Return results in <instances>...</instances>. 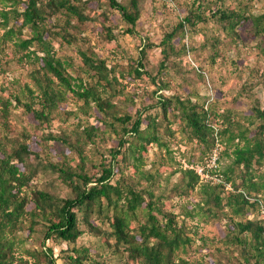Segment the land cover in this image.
Returning a JSON list of instances; mask_svg holds the SVG:
<instances>
[{
    "label": "trees",
    "instance_id": "obj_1",
    "mask_svg": "<svg viewBox=\"0 0 264 264\" xmlns=\"http://www.w3.org/2000/svg\"><path fill=\"white\" fill-rule=\"evenodd\" d=\"M227 1L192 0L185 16L160 42L145 40L139 56L123 70L107 66L87 49L79 50L83 66L78 70L81 75L74 78L67 73L73 65L55 56L52 40L61 38L67 44L82 40L87 23L100 17L112 23L107 16L111 10L119 13L125 33L133 35L143 0H0V55L12 46L20 61L34 64L31 85L17 80L15 90L0 92V264H56V259L61 264H203L178 257L192 243L187 218L205 223L224 220L223 247L210 255L213 264H264V218H248L264 208V100L256 97L249 83L242 84L231 107L222 110L213 103L205 108L194 92L183 98L158 93L171 90V80H179L174 71L190 74L176 61L187 52H196L183 43L186 34L206 36L198 50L209 52L204 58L208 67L199 63L200 71L193 73L199 82L204 73L221 72L223 66L217 64L221 55L231 48V52L239 50L240 25L251 21L255 33L264 35V12H251L253 0H237L235 6ZM103 28L112 40L116 27L103 24ZM23 31L26 38H22ZM154 48H160V58L150 76L155 86L150 92L152 104L134 113L120 110L124 79L147 75L144 58ZM234 61L230 63L236 67ZM235 71L224 67L225 75ZM180 79V88L188 85L187 77ZM67 92L81 115L73 114L77 119L73 131L42 133L39 149L32 150L28 142L32 130L48 128L53 113L66 102ZM137 95L124 97L125 102L132 105ZM17 109L31 114L35 125L31 131L23 128L9 136L7 121ZM92 109L99 118L90 124L88 111ZM174 122L187 141L196 145L197 160L204 159L216 144L225 145L222 155L231 159L218 175L221 183L200 184L191 159L189 167L171 172L181 176L171 195L154 194L161 173L144 169V154L156 145L169 155L160 130L171 132ZM104 133L116 145L107 155L101 154L97 173H89L83 149ZM55 146L60 147L56 152ZM116 172L120 176L114 179ZM40 177L42 185L35 182ZM225 185L231 189L225 190ZM197 187L200 202L191 209L181 205L183 219L178 223V215L165 209L163 198H185ZM60 188L66 190L65 195L54 192ZM25 229L30 236L39 235L38 248L22 246L19 234ZM83 238L86 242L78 243ZM46 242L60 248L56 258Z\"/></svg>",
    "mask_w": 264,
    "mask_h": 264
},
{
    "label": "rangeland",
    "instance_id": "obj_2",
    "mask_svg": "<svg viewBox=\"0 0 264 264\" xmlns=\"http://www.w3.org/2000/svg\"><path fill=\"white\" fill-rule=\"evenodd\" d=\"M126 1V0H119ZM192 0H143L141 3V15L134 27V34H126V25L119 18V13L115 10L107 14L109 20L113 26L112 34L114 38L112 40L108 39V32L103 28L105 23L102 17L96 22H89L84 27H82L83 38L82 40L76 41L72 44H67L61 38H56L52 40L53 51L55 56L61 60H65L72 64L73 69H67V73L78 78L81 72L78 70L83 66L82 59L79 55V50L91 51L96 57L104 59L106 65L116 66L119 70L127 68V64L130 61H134L139 55L141 45L145 40L150 41L154 44H158L164 33L171 30V28L186 14V9L191 5ZM237 0H228L227 5L235 6ZM253 9L251 12L255 14L264 12V0H253ZM93 5V4H92ZM103 7L106 8L105 3H102ZM214 9V8H212ZM104 22V23H102ZM53 23V22H52ZM58 23V21H57ZM56 29V24L53 25ZM239 34V44L238 51L231 52L232 48L225 52L221 59L217 60V64L223 66L220 73L215 72L213 74L206 75L204 73L203 82H199L193 73L195 71H200L198 68L199 63L208 67L206 62H204L205 56L209 55V52H200L199 44L206 38L199 33L186 34L183 43L189 47L196 50V52H187L186 56L177 58L179 61V66L185 70H188L190 74H185L182 72L177 73L174 71L175 75L179 76L178 81L171 80V90H162L158 93H162L165 96H171L174 94H179L180 97L187 96L188 93H197L199 99L197 100L199 104H204L205 108H208V104H215L216 108L222 110L225 107H231L233 104L231 102L232 97L237 96L242 92V84L249 83L252 87V91L255 93L261 101L264 100V93L262 92V83H264V35H258L255 33L251 21L243 23L237 28ZM1 34V31H0ZM219 37L223 38V34L220 33ZM27 33L23 31V37L26 38ZM226 40V38H225ZM160 48H154L146 52L144 58V67L147 70V75H144L142 79H132L127 77L124 79L123 84L125 89L123 90V96L120 97V110H128L134 113L138 109L143 107L147 108L152 104L153 100L150 92L154 90L155 86L151 84L150 76L156 70L157 62L159 61ZM237 54V55H236ZM20 54H16L12 46H8L0 55V92L6 89L7 93L15 90V81H20L21 84L28 83L31 85L30 71L34 70V64L30 65L25 60L18 59ZM235 59L236 67L230 63L231 60ZM224 67L227 70H232L236 68L234 73H224ZM192 72V73H191ZM229 72V71H228ZM187 77L189 79L188 85L183 83L180 88L178 85L181 82V77ZM225 76V77H224ZM229 76V78L227 77ZM132 77V76H131ZM222 77V78H221ZM84 80H88L86 76H83ZM192 81V82H191ZM132 94H138L134 103L131 105L125 102L124 97L128 98ZM67 100L60 104L59 112L53 113V118L51 120L48 128L42 130L34 128L32 130L30 139H28L29 146L32 150L36 151L39 149V137L47 132L53 134H61L73 131L74 125L77 119L73 116L74 113L80 112L76 110L77 102L74 97L67 92ZM192 101H195V96L191 97ZM79 103V102H78ZM235 106V105H233ZM92 116L88 118V122L93 124L95 119L99 114L95 112L94 109L88 111ZM7 125L9 127L8 135H17L23 128L31 131L32 125H35L31 114H25L22 110H13L11 116L8 118ZM101 129H103L101 127ZM171 132H166L164 128H161L160 135L162 141L168 146L169 155L162 148L156 145L148 147V152L144 154V169L149 171H154L157 169L161 176L158 178L159 184L154 186V194L156 196L162 194L164 196L171 195L170 190L173 186L180 184L181 176L180 174H175L172 176L171 172L174 169H185L189 167L187 161L194 162L192 167L194 171L198 172L200 177V184L210 182L221 183L222 178L218 175L222 171V168L230 162L229 157L223 156L222 152L225 148L224 144H216L207 156L202 160H197L199 155L196 150L195 144H190L187 141L184 134L179 130V127L174 122L169 126ZM3 132L0 131V134ZM102 135L101 139H96L95 144L87 146L83 149V154L86 157L85 169L89 173L96 174L99 169L101 154L107 155V150L110 147L116 145V140ZM60 149L59 146H55V152ZM231 148L227 150L228 154L231 152ZM213 154L217 157V163L215 171L210 166H207L212 158L209 159ZM200 156V155H199ZM198 156V157H199ZM75 162H77L76 155L73 156ZM123 164L122 162H120ZM210 165V163H209ZM204 166V167H202ZM191 167V166H190ZM204 168V172L199 173V169ZM127 172L125 171V174ZM130 173V170H129ZM120 176L119 172H116L114 179ZM39 185L43 184V177L38 178L35 182ZM147 185V183H143ZM228 185H225V190H230ZM56 194L61 196L66 194L64 188L56 189L54 191ZM174 192L172 193V195ZM200 202V197L198 195V187L187 197L179 199L178 197H173L171 199L163 198V204L165 209L171 211L178 215V223L182 221L183 217L180 215L181 205L185 206L187 209H191L196 203ZM264 211V208H263ZM254 213L248 216L249 219L260 220L264 218V212ZM225 222L209 220L208 222H197L194 220L185 219V226L188 235L192 237V243L183 252H178V257H183L190 262H199L203 264H213L210 255L214 252L216 248H222L223 240V226ZM19 238L23 241L22 246L24 248L39 247V235H28V230L25 229L19 234ZM86 239L83 238L78 241V243H85ZM46 246L53 247L54 258H56L59 247L53 245L51 242H46ZM60 247L64 248L62 244ZM56 264H61V262L56 259Z\"/></svg>",
    "mask_w": 264,
    "mask_h": 264
},
{
    "label": "built area",
    "instance_id": "obj_3",
    "mask_svg": "<svg viewBox=\"0 0 264 264\" xmlns=\"http://www.w3.org/2000/svg\"><path fill=\"white\" fill-rule=\"evenodd\" d=\"M211 158H212V161L209 162L210 165H209V163H208L207 166H210V167L213 169L212 171H215L216 163H217V157H216L215 154H213V156H210V157H209V159H211ZM202 167H204V166H202ZM201 172H203L205 175H207V172H206V171L204 172V168H200V169H199V173H201ZM196 173L198 174V172H196ZM219 177H220V176H219Z\"/></svg>",
    "mask_w": 264,
    "mask_h": 264
}]
</instances>
